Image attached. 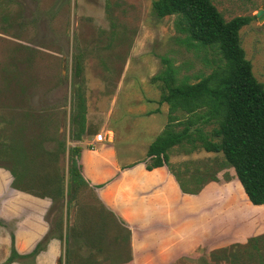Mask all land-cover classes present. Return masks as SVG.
Returning a JSON list of instances; mask_svg holds the SVG:
<instances>
[{"label":"rangeland","instance_id":"1","mask_svg":"<svg viewBox=\"0 0 264 264\" xmlns=\"http://www.w3.org/2000/svg\"><path fill=\"white\" fill-rule=\"evenodd\" d=\"M155 1L0 0V130L4 129L6 135L2 141L14 138V132L23 124L19 116L21 108H16L9 92L15 84L31 85L28 99L32 107L48 113L52 110L59 120L64 110L68 113L75 82L73 61L75 55H80L82 83L79 80L77 83L81 84L88 110L87 125L93 133L88 138L99 133L103 125L106 129L110 126L121 160H145L149 145L168 120V106L158 103L162 84L152 83L151 79L169 64L175 69L178 82L195 84L221 64L216 50L184 41L185 35L176 29L175 16L157 19L152 12ZM213 4L230 21L236 17H255L263 0H213ZM239 36L252 74L264 86V22L252 19ZM178 115L183 117L181 113ZM67 119L60 129L65 135ZM49 146L54 148L55 144ZM66 146L75 143L67 141ZM169 155L171 170L189 190L196 189L195 176L206 178L215 172L217 182H233L238 204L244 202L242 192L234 184L237 180L234 169L215 171L216 165L223 162L221 155L204 151L188 154L180 147H174ZM59 170L63 173L64 196L60 203L51 204L45 220L51 228L61 218L63 229L67 223L78 226L73 239L80 236L87 222L99 220L101 206L91 188L82 189L76 194L68 220L67 155L60 160ZM178 187L187 194L179 184ZM251 208L246 206V213L238 214V221L232 226L226 224L231 216L219 218L223 229L233 230V234L223 237L231 236L232 242L209 250L201 260L177 264H264V207Z\"/></svg>","mask_w":264,"mask_h":264},{"label":"trees","instance_id":"2","mask_svg":"<svg viewBox=\"0 0 264 264\" xmlns=\"http://www.w3.org/2000/svg\"><path fill=\"white\" fill-rule=\"evenodd\" d=\"M152 12L157 19L175 16L176 29L185 35L184 41L216 50L221 64L195 84L185 80L178 82L175 69L169 64L151 79L152 83L162 84L158 103L168 106V120L160 135L149 145L142 163L148 171L166 168L184 193L195 195L203 186L217 182L216 173L212 172L206 178L195 176L196 189L189 190L171 170L169 151L180 147L188 154L204 151L221 155L223 162L215 164V171L233 168L247 201L253 206H264V86L254 78L239 36L240 30L256 18L236 17L226 21L213 0H156L152 3ZM82 71V57L75 55V82L69 96L68 113L64 110L60 120L52 110L48 113L31 106L28 99L30 84H15L9 92L16 108H21L19 116L23 124L14 132V138L8 137L5 141H2L6 137L4 129L0 130L3 131L0 133V159L3 160L0 168L9 171L12 186L17 191L60 203L64 185L59 163L67 155L68 220L77 192L89 188L82 176V148L66 146L67 141L77 143L84 136L93 134L87 127L86 100L81 84L77 83V80L81 81ZM178 113L183 117L180 118ZM66 118L68 131L65 135L60 129ZM51 143L55 144L54 148H50ZM45 174L47 176H43ZM109 220L101 207L97 222ZM77 227L67 223L63 233L61 218L56 232L50 229L45 237L46 243L50 237L64 241L65 264H68L71 239ZM78 235L81 238L76 241L83 238L84 230ZM41 246L39 243L37 249Z\"/></svg>","mask_w":264,"mask_h":264},{"label":"crops","instance_id":"3","mask_svg":"<svg viewBox=\"0 0 264 264\" xmlns=\"http://www.w3.org/2000/svg\"><path fill=\"white\" fill-rule=\"evenodd\" d=\"M97 136L103 141L97 142ZM114 136L110 126L103 125L91 139L84 136L75 143L82 148V176L111 220L86 223L83 238L71 239L68 264L201 260L209 250L233 240L223 238L233 230L221 227V216H231L226 224L232 226L246 206L264 207L251 205L237 180L241 205L230 181L207 184L197 195L183 194L166 168L148 171L143 160H121ZM12 181L9 171L0 168V264H65L64 241L50 237L45 242L50 229L56 232L45 220L52 201L17 191ZM39 243L43 246L37 249Z\"/></svg>","mask_w":264,"mask_h":264},{"label":"water","instance_id":"4","mask_svg":"<svg viewBox=\"0 0 264 264\" xmlns=\"http://www.w3.org/2000/svg\"><path fill=\"white\" fill-rule=\"evenodd\" d=\"M255 18L258 21V23L264 22V0L261 9L255 14Z\"/></svg>","mask_w":264,"mask_h":264},{"label":"built area","instance_id":"5","mask_svg":"<svg viewBox=\"0 0 264 264\" xmlns=\"http://www.w3.org/2000/svg\"><path fill=\"white\" fill-rule=\"evenodd\" d=\"M96 139H97V142H102L103 141L102 136H97Z\"/></svg>","mask_w":264,"mask_h":264}]
</instances>
